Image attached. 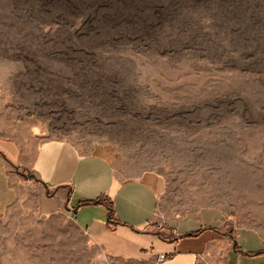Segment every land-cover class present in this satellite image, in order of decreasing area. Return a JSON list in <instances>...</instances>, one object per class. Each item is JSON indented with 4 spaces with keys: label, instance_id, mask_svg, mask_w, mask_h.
<instances>
[{
    "label": "rangeland",
    "instance_id": "rangeland-1",
    "mask_svg": "<svg viewBox=\"0 0 264 264\" xmlns=\"http://www.w3.org/2000/svg\"><path fill=\"white\" fill-rule=\"evenodd\" d=\"M0 138L109 148L119 177L164 179L157 223L215 211L264 256V0H0ZM18 174L0 264H143L43 214Z\"/></svg>",
    "mask_w": 264,
    "mask_h": 264
},
{
    "label": "crops",
    "instance_id": "crops-1",
    "mask_svg": "<svg viewBox=\"0 0 264 264\" xmlns=\"http://www.w3.org/2000/svg\"><path fill=\"white\" fill-rule=\"evenodd\" d=\"M110 151L82 153L68 141L49 140L29 155L16 141L0 138V210L22 196L26 184L18 173L25 169L39 182L43 214L67 213L94 245L116 258L143 264H264V256L248 254L259 246L250 231L239 238L244 253L230 248L229 234L219 229L225 222L215 211L157 223L164 179L151 173L119 177ZM220 247L227 252L224 261L218 260Z\"/></svg>",
    "mask_w": 264,
    "mask_h": 264
},
{
    "label": "built area",
    "instance_id": "built-area-1",
    "mask_svg": "<svg viewBox=\"0 0 264 264\" xmlns=\"http://www.w3.org/2000/svg\"><path fill=\"white\" fill-rule=\"evenodd\" d=\"M160 259L164 260L165 259V255L160 256Z\"/></svg>",
    "mask_w": 264,
    "mask_h": 264
},
{
    "label": "water",
    "instance_id": "water-1",
    "mask_svg": "<svg viewBox=\"0 0 264 264\" xmlns=\"http://www.w3.org/2000/svg\"><path fill=\"white\" fill-rule=\"evenodd\" d=\"M32 177H34L35 178V176L33 175Z\"/></svg>",
    "mask_w": 264,
    "mask_h": 264
},
{
    "label": "trees",
    "instance_id": "trees-1",
    "mask_svg": "<svg viewBox=\"0 0 264 264\" xmlns=\"http://www.w3.org/2000/svg\"><path fill=\"white\" fill-rule=\"evenodd\" d=\"M110 207H111V204H110Z\"/></svg>",
    "mask_w": 264,
    "mask_h": 264
}]
</instances>
